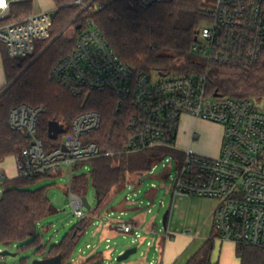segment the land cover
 I'll list each match as a JSON object with an SVG mask.
<instances>
[{"label":"built area","instance_id":"2783aa9c","mask_svg":"<svg viewBox=\"0 0 264 264\" xmlns=\"http://www.w3.org/2000/svg\"><path fill=\"white\" fill-rule=\"evenodd\" d=\"M23 1L0 0V21L8 18L12 4ZM139 1L149 8L162 0ZM76 4L87 8L82 0ZM52 16L53 12L34 13L22 21L0 25V44L7 47L9 57L33 56L36 42L50 39ZM191 52L208 69L213 65L252 67L259 63L264 55V0H218L197 31ZM50 80L77 98L92 92L114 93L118 112L127 118L129 135L121 153L168 150L182 155L174 198L214 200L215 239L264 249V97L209 95L207 73H136L119 58L93 21L79 36L75 49L51 69ZM46 111L45 106L27 104L11 111V128L27 138L20 148L18 177H50L65 171L72 179L77 167L87 169L91 161L113 155L103 154L95 142L85 140L102 126V116L96 111L78 115L62 142L55 145L63 134L51 139L54 145L47 148L38 135L39 121ZM184 117L223 127L218 157L201 155L194 147L177 148ZM155 169L152 167L149 174ZM5 181L0 173V185ZM72 203L74 216L84 218L81 197L73 195ZM118 228L125 234L134 233L136 240L142 238L130 222Z\"/></svg>","mask_w":264,"mask_h":264},{"label":"trees","instance_id":"16d2710c","mask_svg":"<svg viewBox=\"0 0 264 264\" xmlns=\"http://www.w3.org/2000/svg\"><path fill=\"white\" fill-rule=\"evenodd\" d=\"M79 0H54L50 39L36 42L34 55L11 59L7 47L0 44L8 85L43 52L25 73L0 98V163L7 158L20 156L26 135L10 126L11 111L22 104L45 106L47 111L38 125V135L51 148L49 124L59 122L70 133L73 120L83 112L96 111L102 116L100 130L86 137L95 142L103 154L113 153L91 161L87 175H75L72 187L81 197L86 196L89 178L95 187L100 203L105 202L115 189L137 185L140 178L149 174L154 159L164 150H148L137 154L121 153L128 140L127 118L117 110V97L112 92H92L80 98L50 80L51 69L76 47L79 36L91 21L106 38L119 58L136 73L204 75L208 74V94H220L234 99L264 97V55L252 67L210 66L209 69L192 54L196 33L207 20L210 7L205 0H162L144 8L139 0H82L87 8L77 5ZM33 0L12 4L8 18L0 25L22 21L34 11ZM73 20L68 29L48 48ZM47 48V49H46ZM60 136L57 143L62 142ZM49 176L27 179L18 177L3 184L0 200V245L23 244L34 248L42 259L63 256L62 264H75V250L87 232L90 222L82 220L67 234L61 243L44 255L39 233L40 223L50 214L52 204L45 189L27 187ZM136 177L137 179H135ZM169 219V215H168ZM167 219V224H168ZM215 236H211L189 259L187 264H214ZM240 264H264V249L247 245L236 246ZM80 264H105L104 254L95 252Z\"/></svg>","mask_w":264,"mask_h":264},{"label":"rangeland","instance_id":"374dc122","mask_svg":"<svg viewBox=\"0 0 264 264\" xmlns=\"http://www.w3.org/2000/svg\"><path fill=\"white\" fill-rule=\"evenodd\" d=\"M33 1L35 8L32 14L42 13L44 7H53V0ZM217 1L205 0V5L215 7ZM67 34L72 36L73 30L68 29ZM36 60L37 57L27 67L29 68ZM211 124L217 125L219 128H214ZM181 128L184 139L180 143L178 141L177 147L185 149L183 146H186L189 148L195 133V151L207 157L217 156L219 137L223 133L221 125L205 121L196 123L188 118V120L182 121ZM62 136L65 138V134ZM17 157V159L10 158V172L15 173L13 165L21 158ZM167 159H170L171 163L166 162ZM182 162V155L164 150V153L154 159L152 163V167H156L153 174L141 177L137 185H126L115 189L103 203H100L92 179L89 178V188L85 197L88 199L91 209L84 208L85 217L82 219L74 216L72 196L79 195L72 187L70 175L65 171L28 186L27 188L33 191L45 189L52 204L50 214L39 225L44 255L54 245L61 243L64 237L82 220H87L90 222V226L75 250L73 257L76 261L75 264H80L81 260L95 252L105 255V264H150L151 262L156 264L159 256L156 252V244L161 241V238H165L167 233L195 235L200 231L201 211L209 206L203 198H174V183ZM90 171V164L87 169L77 167L74 176L87 175L89 177ZM170 173L172 177L166 178ZM4 190V186L0 185V200ZM149 194L151 195L149 196ZM167 212H169V219L165 228L163 218ZM131 221L140 230L142 238L139 240H136L134 233L125 234L118 228L121 223ZM105 232L107 234L104 236ZM149 243H152V246ZM133 248L137 249V253L132 254L127 260L118 261L121 254ZM0 252L8 253L6 256H0V264H33L35 260L43 257L32 247L24 248L23 244L0 245Z\"/></svg>","mask_w":264,"mask_h":264},{"label":"crops","instance_id":"0c3cea01","mask_svg":"<svg viewBox=\"0 0 264 264\" xmlns=\"http://www.w3.org/2000/svg\"><path fill=\"white\" fill-rule=\"evenodd\" d=\"M55 9H56V5L53 0V7L52 8L48 6L44 7L43 12H53ZM7 86H8V82H7L5 69L3 66V62L0 58V94L6 89ZM188 118L190 117H184L183 120H188ZM190 119L194 120L196 123L199 122V120H195L193 118ZM211 125L214 128H219L217 125L214 124ZM183 137L184 134L182 133V128L180 126V130L177 138V144L178 141L179 143L183 141L184 139ZM194 137H195V133L192 137V142L189 147H194V142H195ZM222 142H223V133L219 137V148L216 157L220 155ZM177 148L181 151L188 149L186 148V146H183V148L185 149H181L179 147ZM10 158L17 159L18 157L17 156L9 157L3 163H0V173H2L5 176L6 181L18 178L17 166L20 161L17 162L16 160L17 163L13 165L15 167V173H13L9 171ZM150 195L151 194H149V196ZM204 200L206 201V204L209 206L205 207L201 211L200 214L201 220L199 225L200 231L193 236L187 233H183V234H172L171 237L168 239L166 237L161 238V241H159V243L156 244L157 245L156 248L160 249V251L158 252L159 254L158 262L156 264H187L189 259L202 247V245L208 239H210L211 236L214 235L212 213L217 203L214 200H210V199H204ZM130 223H132V221ZM105 234H107V232L104 233V236ZM104 259H105V255H104ZM73 261L76 262L75 259H73ZM83 261H85V259L81 260V263ZM212 261L214 264H240V259L236 255V245L231 243L221 242L218 239H215V249L212 256ZM152 263L153 262H151L150 264Z\"/></svg>","mask_w":264,"mask_h":264},{"label":"water","instance_id":"95a60500","mask_svg":"<svg viewBox=\"0 0 264 264\" xmlns=\"http://www.w3.org/2000/svg\"><path fill=\"white\" fill-rule=\"evenodd\" d=\"M75 20H73L56 38H54L50 44L47 46V48L56 40L58 39L64 32L67 28H69V26L74 23ZM46 48V49H47ZM45 51V50H44ZM43 51V52H44ZM43 52L41 54H39L37 56V59L43 54ZM28 69V67L11 83L9 84L6 89L0 94V98L1 96L25 73V71ZM219 94H215V97H218ZM65 133V129H64V126L61 125L59 122H55V121H52L50 122L49 124V137L53 140H56L59 135L61 134H64ZM168 176H166L167 178ZM82 199V202L84 204V208L90 210L91 209V205L89 204V201L86 197H81ZM168 215H169V212H167L163 218V224H164V227L166 228L167 227V219H168ZM137 253V249L136 248H133V249H129L127 251H125L123 254H121L118 258V261H124V260H127L132 254H135ZM8 255L7 252H0V256H6ZM62 261H63V256L62 255H58V256H54V257H50V258H45V259H39V260H35L33 262V264H62Z\"/></svg>","mask_w":264,"mask_h":264}]
</instances>
